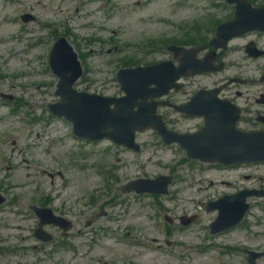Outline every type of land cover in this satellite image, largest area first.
<instances>
[{
  "label": "rangeland",
  "instance_id": "rangeland-1",
  "mask_svg": "<svg viewBox=\"0 0 264 264\" xmlns=\"http://www.w3.org/2000/svg\"><path fill=\"white\" fill-rule=\"evenodd\" d=\"M20 1L24 6L10 4L0 9V89L14 94L19 103L0 101V191L9 200L0 209V231L5 228L2 233L17 243L22 226L35 228L37 218L33 216L26 222L16 215L17 211L28 210L29 203L56 206L58 211L70 216L76 229L87 222V219L80 218L82 207L86 211L92 207H115L119 215L116 220H102L91 247L85 245L81 248L83 241L77 240L73 232L68 242L79 247L80 254L61 246V235L55 233L57 248L49 249L47 255L31 248L25 251L17 248L14 253L0 255V264H243V253L223 257L200 248L205 237L212 238L208 224L215 218V214L205 213L202 206L223 192L219 188L223 173L210 171L203 174V177H211L216 186H209V180L202 178V185L207 189L199 191L200 186L196 182L201 177L200 168L184 160V153L175 147H154L155 135L146 132L138 135L139 142L144 145L143 154L137 159L141 164L131 154L119 153L116 148L106 152L103 158L106 157L112 166L109 169L112 184L107 185L101 176L96 175L92 159L82 161L81 157L73 155L75 151L87 153L100 146L86 144L73 137L72 125L62 118L51 119L47 109L48 104L59 101V98L55 95L58 79L48 66L53 38L48 39L45 25H53L55 30L65 34L79 54L84 74L77 89L108 96L118 90L115 78L118 66L124 65L122 56L128 54L138 58L137 63L165 59L161 52L150 55L140 47L170 42L176 35L177 26L205 20L206 15L213 12L219 16V9L212 8L210 1L206 0H82V5L79 0ZM172 10L176 11L175 15ZM25 12L39 19L37 24L28 25L32 30L23 31L15 21V15ZM112 31L117 35L111 37ZM26 32H29L25 35L27 41H15ZM37 38H44L46 45L40 40L36 43ZM29 44H33L32 49L26 48ZM116 44L119 51L115 49ZM80 148L83 151H79ZM160 174L175 176L171 194L178 201L170 202L169 206L166 203L169 196L160 198L166 215L175 219L196 214L197 226L183 230L176 229V223L175 227H170L164 222L161 231L155 232L145 203L133 201L129 196L123 197L121 193L122 202L121 198L110 200L117 184ZM235 185H242V182L237 179ZM90 195L97 197L93 204H88ZM197 199L201 202L194 201ZM253 210L255 217L264 221V202L258 203ZM130 213L144 225H138L137 229L128 227ZM256 230L260 232L258 237L252 238L250 248L264 251V225ZM129 232L144 238L146 244L157 238L166 247V240H170L172 252L159 254L150 252L147 247L127 245L128 241L121 236L125 237ZM166 232L171 236H166ZM24 234L27 235L26 232ZM221 239L211 241L218 246L240 243L246 235L238 232L218 243ZM119 241L125 245L118 244ZM259 264H264V258Z\"/></svg>",
  "mask_w": 264,
  "mask_h": 264
},
{
  "label": "flooded vegetation",
  "instance_id": "flooded-vegetation-1",
  "mask_svg": "<svg viewBox=\"0 0 264 264\" xmlns=\"http://www.w3.org/2000/svg\"><path fill=\"white\" fill-rule=\"evenodd\" d=\"M252 36V37H251ZM251 36L244 37V41L241 43L240 49L229 50L228 48L222 49L217 55L216 59H221V61L232 60L235 53H239L246 63H236L233 65H225L226 70L233 71L237 74L238 79H243L246 74L251 72H261L263 67L258 65L257 61L261 58H255L253 54L257 53V48L264 49V37L258 34H251ZM253 41L254 45L250 46L251 50H245L247 44ZM219 57V58H218ZM222 100L229 99L231 103L239 107L241 110V120L237 125L238 129L241 131L248 132H264V105H258L253 98V94L246 89L243 83L238 82L234 85L224 84L222 91ZM223 112H227V108L224 107ZM84 218L93 217L94 210H90L85 213H81ZM98 220H93L89 224L93 225Z\"/></svg>",
  "mask_w": 264,
  "mask_h": 264
},
{
  "label": "water",
  "instance_id": "water-1",
  "mask_svg": "<svg viewBox=\"0 0 264 264\" xmlns=\"http://www.w3.org/2000/svg\"><path fill=\"white\" fill-rule=\"evenodd\" d=\"M54 68L59 71L62 75L69 69L70 65L67 63H56L53 62ZM63 85L61 94L63 96V102L56 106H51L53 111L59 115H65L68 118L73 119L80 130H103L110 126L112 123L117 122L120 126L119 131H124L122 126L123 121L117 120L114 115H111L107 110L97 106L95 111L82 109L81 101L72 99L70 96V86ZM87 109V107H86ZM120 116L124 118V113ZM44 223V221H43Z\"/></svg>",
  "mask_w": 264,
  "mask_h": 264
}]
</instances>
